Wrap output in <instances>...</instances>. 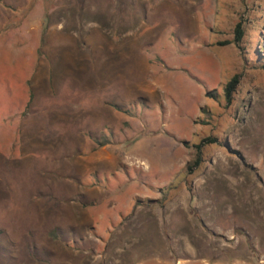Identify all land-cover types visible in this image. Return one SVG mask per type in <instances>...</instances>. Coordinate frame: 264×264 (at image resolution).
I'll return each instance as SVG.
<instances>
[{
  "label": "rangeland",
  "instance_id": "obj_1",
  "mask_svg": "<svg viewBox=\"0 0 264 264\" xmlns=\"http://www.w3.org/2000/svg\"><path fill=\"white\" fill-rule=\"evenodd\" d=\"M262 61L264 0H0V264H264Z\"/></svg>",
  "mask_w": 264,
  "mask_h": 264
},
{
  "label": "trees",
  "instance_id": "obj_2",
  "mask_svg": "<svg viewBox=\"0 0 264 264\" xmlns=\"http://www.w3.org/2000/svg\"><path fill=\"white\" fill-rule=\"evenodd\" d=\"M235 32H236V39H235V42H236L237 44H239L240 39H241L242 34H243L242 31H241V29H240V26H237ZM260 65H261V66L263 67V69H264V61H262V62L260 63ZM237 83H238V75H235V76H233V77L231 78V80L227 83V85H226L225 88H224L225 96H226V99H227L228 102L231 101L232 93H233V91H234V89H235ZM205 141H207V142H209V143H216V140H215V139H211V138H207ZM197 148L200 149V148H201V145H198ZM196 163H199V160L196 161Z\"/></svg>",
  "mask_w": 264,
  "mask_h": 264
},
{
  "label": "crops",
  "instance_id": "obj_3",
  "mask_svg": "<svg viewBox=\"0 0 264 264\" xmlns=\"http://www.w3.org/2000/svg\"><path fill=\"white\" fill-rule=\"evenodd\" d=\"M6 73H8L9 74V77L12 79V84L14 85V91H13V93H16L17 91H19L20 93H18V96L20 97V94H21V99H22V101L23 100H29L30 98L28 97V99L25 97V95L23 96V93L21 92V83H20V80H21V78H15V75H16V73L13 71V69L11 70V69H7V70H4ZM18 77H19V75H18ZM15 85L17 86V90L15 91ZM24 104L22 103V104H20V106H18V113H20L21 112V109L22 108H24L25 106H23ZM26 107H27V105H26ZM25 109V108H24ZM16 112V111H15ZM15 112H13V113H15ZM16 114V113H15Z\"/></svg>",
  "mask_w": 264,
  "mask_h": 264
}]
</instances>
